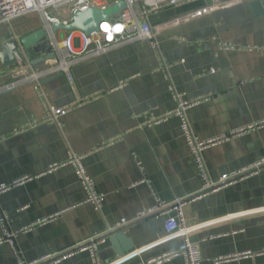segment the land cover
<instances>
[{
    "label": "crops",
    "instance_id": "crops-1",
    "mask_svg": "<svg viewBox=\"0 0 264 264\" xmlns=\"http://www.w3.org/2000/svg\"><path fill=\"white\" fill-rule=\"evenodd\" d=\"M149 22L150 40L75 62L73 83L58 72L0 92V185L35 177L0 194V238L10 234L13 242L0 245V264L41 260L134 218L157 199L172 202L198 192L201 181L180 120L149 126L176 110L174 91L202 100L187 112L200 140L264 123V52L246 49L264 46V0H197L151 13ZM44 24L33 13L0 25V51L7 32L20 40ZM222 44L235 49L225 51ZM56 52L57 61L36 66L0 63V87L73 59L61 47ZM51 108L66 114L52 120ZM70 153L82 159L103 194L101 212L84 203L72 167L45 174ZM263 157L264 124L204 152L212 180ZM184 216L202 264H264V172L189 203ZM165 221L144 220L110 236L100 248L102 262L149 264L177 250L183 239L167 236ZM222 258L229 260L217 262ZM59 264L93 262L84 252Z\"/></svg>",
    "mask_w": 264,
    "mask_h": 264
},
{
    "label": "built area",
    "instance_id": "built-area-1",
    "mask_svg": "<svg viewBox=\"0 0 264 264\" xmlns=\"http://www.w3.org/2000/svg\"><path fill=\"white\" fill-rule=\"evenodd\" d=\"M121 0H115L113 4H117ZM127 4V9L122 11L119 16H114L108 21L102 22L98 26V31L90 35L81 32H72L69 36L65 35L62 41L63 51L66 57L73 58L69 62L63 59L59 65L48 69L43 73L32 74L21 81L9 82L0 87V92L10 90L15 86L27 80H33L37 83L44 76L52 75L58 72H63L67 79L73 83V76L70 68L81 59L91 57H98L107 54L111 50L136 43L139 41L150 40L153 36V30L149 22L151 13L157 12L165 7H177L184 3L196 2L197 0H123ZM99 8L101 10L107 9V0H0V25L10 24L13 20L26 16L28 14L38 13L41 15L44 27L50 29L51 24H67L72 17L78 12H85L89 8ZM65 9L67 11V20H62L59 17L52 15V11ZM77 33L78 36L74 37ZM52 38L54 48L58 49L57 34ZM75 39L79 40V47H75ZM222 49L225 51L234 50L235 47L231 44H222ZM249 51L264 52V46H248ZM174 99L177 103V108L173 112H168L163 117L151 122L149 126H157L169 121L171 118H178L180 120V127L185 138L187 147L189 149L192 161L196 167L198 177L201 181V188L198 192L176 198L172 202H163L157 199L154 206L141 209L134 218L122 219L120 222L107 228L103 233L97 234L88 240L68 248L57 254L49 255L41 260L34 262H23L18 260L17 264H59L63 260L71 258L78 253L87 252L90 254L93 264H104L100 258V248L104 245L107 239L116 234L127 231L132 225L148 219L165 218L164 231L167 236H178L183 239V243L177 250L171 251L168 254L149 262V264H161L173 258H183L185 264H202V257L199 248L193 244L188 238V226L184 216V208L191 202L201 198L212 195L224 188L244 181L247 178L255 176L264 172V157L254 164L242 168L240 170L231 172L221 176L217 180H212L209 174L208 167L204 159V152L223 142L230 140L233 137L244 134L260 128L263 122H258L248 127L240 128L228 134L218 136L210 140H200L192 131L188 121L187 112L201 103L199 101H189L184 94L174 91ZM205 101V100H203ZM50 119L57 121L60 116L66 114V110L51 108ZM70 166L73 168L75 175L85 193L86 204L92 205L95 210L102 211L104 206V196L98 192L94 179L88 174L84 167L82 159L76 154L70 153L67 160L61 163L52 164L45 174L53 173L61 168ZM35 177L24 176L10 185L1 184L0 194L10 190L13 187L21 186ZM176 214L177 217H172ZM55 216L47 217L39 220L35 225H43L53 220ZM5 216L0 212V223L3 224ZM29 226L22 230V232L31 229ZM12 236L6 234L5 237L0 238V245L12 242ZM264 254V251L262 252ZM229 258H222L217 262H226Z\"/></svg>",
    "mask_w": 264,
    "mask_h": 264
},
{
    "label": "water",
    "instance_id": "water-1",
    "mask_svg": "<svg viewBox=\"0 0 264 264\" xmlns=\"http://www.w3.org/2000/svg\"><path fill=\"white\" fill-rule=\"evenodd\" d=\"M126 9L127 4L123 0L105 10L91 7L85 12L76 13L67 24H51L49 30L44 27L20 40H15L13 35L7 32L0 51V63L3 68H25L28 65L36 66L47 60L57 61L52 36L54 37L58 32H67L69 36L75 31L90 35L98 31V26L102 22L119 16Z\"/></svg>",
    "mask_w": 264,
    "mask_h": 264
},
{
    "label": "rangeland",
    "instance_id": "rangeland-1",
    "mask_svg": "<svg viewBox=\"0 0 264 264\" xmlns=\"http://www.w3.org/2000/svg\"><path fill=\"white\" fill-rule=\"evenodd\" d=\"M52 12H54V15H57L61 19H65L66 16L68 15L67 11L65 9L55 10ZM65 34L67 35V32H65ZM61 35H62V33H60V32L57 33L58 40L61 38ZM74 43H75L76 48L79 47V40L78 39H75Z\"/></svg>",
    "mask_w": 264,
    "mask_h": 264
},
{
    "label": "bare ground",
    "instance_id": "bare-ground-1",
    "mask_svg": "<svg viewBox=\"0 0 264 264\" xmlns=\"http://www.w3.org/2000/svg\"><path fill=\"white\" fill-rule=\"evenodd\" d=\"M76 36H78L77 33L74 34V37H76ZM58 47H59V48H60V47L63 48V44H58Z\"/></svg>",
    "mask_w": 264,
    "mask_h": 264
}]
</instances>
